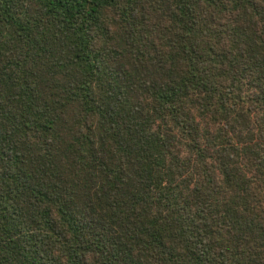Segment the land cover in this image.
<instances>
[{"label": "trees", "instance_id": "trees-1", "mask_svg": "<svg viewBox=\"0 0 264 264\" xmlns=\"http://www.w3.org/2000/svg\"><path fill=\"white\" fill-rule=\"evenodd\" d=\"M0 264H264V0H0Z\"/></svg>", "mask_w": 264, "mask_h": 264}]
</instances>
